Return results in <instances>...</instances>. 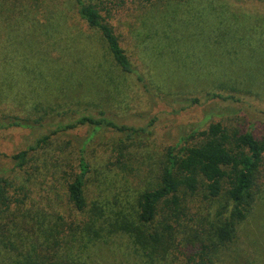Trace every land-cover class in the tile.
<instances>
[{
	"label": "rangeland",
	"instance_id": "rangeland-1",
	"mask_svg": "<svg viewBox=\"0 0 264 264\" xmlns=\"http://www.w3.org/2000/svg\"><path fill=\"white\" fill-rule=\"evenodd\" d=\"M87 1L97 5L143 81L115 65L73 0H0V114L44 119L41 126L0 129V176L12 183L9 207L0 212V264L37 263L32 245L43 220L39 211L46 216L44 227L57 210L69 222L62 170L77 163L76 146L91 128L78 126L53 137L24 169L12 159L50 132L56 113L104 110L120 124L152 132L148 147L129 145L120 155L121 136L101 131L85 152L91 166L88 200L123 215L150 185L148 164L162 147L189 137L206 118L221 115L236 125H252L255 134L264 131V0ZM207 92L236 100H204ZM192 97L201 103H190ZM67 140L73 141L70 147L57 151L56 141ZM192 200L189 225L207 232L215 264H264V181L227 246L213 245L211 232L223 197L199 192ZM139 250L118 234L86 247L74 244L70 254L77 252L82 264H182L174 251L149 263ZM51 253L65 256L60 249Z\"/></svg>",
	"mask_w": 264,
	"mask_h": 264
},
{
	"label": "trees",
	"instance_id": "trees-1",
	"mask_svg": "<svg viewBox=\"0 0 264 264\" xmlns=\"http://www.w3.org/2000/svg\"><path fill=\"white\" fill-rule=\"evenodd\" d=\"M263 1V0H260ZM76 12L87 26L99 33L115 63L123 72L142 76L133 67L125 50L119 43L112 27L101 16L95 3L87 0H73ZM145 87V86H144ZM233 95L207 92L204 100H236ZM192 104H200L201 98L189 99ZM69 115V116H67ZM44 119L22 118L0 114V129L30 128L41 126ZM205 124L197 128L187 138L162 147L160 156L148 164L150 185L139 192L130 211L123 215L116 213L110 205L93 199L88 200V183L91 166L86 160L88 144L101 131H111L121 137L116 143L120 155L129 147H148L152 134L146 128L120 124L104 110L96 113H81L64 110L53 116V128L48 134L37 138L34 144L12 155L15 166L24 169L30 158L49 148L53 137L78 126L91 128L84 141L77 142L76 164H65L63 176L67 175L65 196L69 208V222L54 211L55 220L44 227L46 216L36 229L33 251L39 258L36 264H80L79 256L70 254L74 244L86 247L98 239L106 240L114 235H126L139 248L149 263L164 259L174 251L182 264H215V253L206 231L199 234L190 224L194 216L189 215L193 197L199 192L205 198L222 196L224 204L218 212V220L213 225L212 235L216 247L227 246L237 237V225L246 219L259 188L264 181V131L255 134L252 125H236L230 118L215 115L206 118ZM189 139L193 141L188 142ZM72 140L58 142L56 150L65 152ZM148 154V150H146ZM121 159L116 158L115 163ZM28 174L29 172L26 171ZM33 176V172L29 173ZM28 179H30L28 177ZM12 183L0 176V212L9 207L8 190ZM39 235V236H38ZM64 243V245H63ZM60 249L65 256H53L51 251ZM78 256V257H77ZM32 264H35L32 262ZM82 264V263H81Z\"/></svg>",
	"mask_w": 264,
	"mask_h": 264
}]
</instances>
